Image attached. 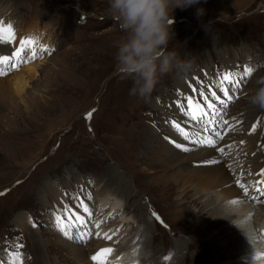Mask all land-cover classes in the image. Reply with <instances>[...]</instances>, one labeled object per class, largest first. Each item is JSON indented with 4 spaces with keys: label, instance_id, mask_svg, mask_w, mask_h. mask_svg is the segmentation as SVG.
Returning <instances> with one entry per match:
<instances>
[{
    "label": "rangeland",
    "instance_id": "rangeland-1",
    "mask_svg": "<svg viewBox=\"0 0 264 264\" xmlns=\"http://www.w3.org/2000/svg\"><path fill=\"white\" fill-rule=\"evenodd\" d=\"M107 8L108 0H0V14L12 15L22 26L13 29L3 18L0 27L11 25L15 39L1 33L9 44L0 47V58L10 55L7 49L12 46L20 50L21 40L34 37L18 62H0V77L27 68L37 72L34 80L28 79V91L10 96L6 107L0 104V193L11 189L0 194V264H13L17 251L23 264L25 258L28 264H50L73 249L99 246L114 248L111 257L117 258L135 249L138 264H179L183 248L178 240L189 246L183 264H218L209 262L197 242L203 225L191 220L185 204H177L174 188H167L160 175L165 164L170 166L168 175L183 174L186 159L214 149L234 161L233 167L245 169L243 182L254 186L244 195L264 197L256 191L251 163L253 147L264 153V109L249 103L256 80L264 77V0H200L175 9L168 45L175 58L148 99L130 95L132 81L122 79L117 69L115 44L123 33ZM198 8L204 10L199 17ZM245 67L253 73L238 75L233 81H239L238 86L220 85L224 73H242ZM65 87L71 92L65 93ZM223 88L233 97L226 107L211 96L215 91L225 99ZM188 97L210 112L208 97L219 111L193 121L186 114ZM173 122L189 138L176 131ZM253 138L258 140L251 142ZM207 139L217 143H197ZM219 148L225 149L223 154ZM101 187L116 206L111 211L97 201ZM81 201L91 210L90 217L79 208ZM62 206L79 209L87 220L86 227L71 229V239L54 223V211L62 214ZM236 249L223 250L227 262Z\"/></svg>",
    "mask_w": 264,
    "mask_h": 264
},
{
    "label": "bare ground",
    "instance_id": "bare-ground-1",
    "mask_svg": "<svg viewBox=\"0 0 264 264\" xmlns=\"http://www.w3.org/2000/svg\"><path fill=\"white\" fill-rule=\"evenodd\" d=\"M3 18L10 21L13 29L19 26L18 29L22 30L20 24L14 23V17L12 15L6 16V13L4 12L0 14V25L4 21ZM0 36H2L1 33ZM4 37L5 36H3V39H0V47L9 44ZM31 38V41H33L34 37L32 36ZM14 49L15 51H18L16 47L12 46L10 49H7L11 52L9 53L10 55L2 54V58L8 57V60L9 58H12L18 62L19 56L15 55V52L13 51ZM36 73L37 72L32 68H27L21 70V72H14L9 78L3 79L0 77L1 106L6 107V105L10 104L12 98L16 96L21 97L24 92L28 91V79L34 80ZM63 91L69 93L71 92V89L65 87L63 88ZM10 96H12V98ZM41 99L49 101L45 95H41ZM42 103L43 102H39V104ZM257 140L258 138H253L250 141L256 142ZM253 150L251 163L254 165V168L252 169L254 174L253 177L257 179L256 173L261 169H264V153L259 147H253ZM157 154L160 157L161 153L158 152ZM240 160L241 159L237 160L239 164ZM161 161L166 162L167 159ZM233 165L234 161L229 159L225 160L217 151L209 149L208 151H201L197 155L190 156L186 159L181 165L186 169V172L183 174L176 173L171 175L169 173L168 175L166 172H169L170 166L165 164V168L161 171L160 180L164 182V185L167 188H174L177 197V204L186 205L190 218H193L191 220L196 224L203 225L201 233L197 234V242L200 243L201 247L203 246L202 248H204L207 253L206 257L209 262L216 261L218 264H264V243L262 242L264 237V205H262V202L264 199L251 194L244 195V189L241 187L237 188V179L242 181L245 180L242 179L241 176L245 175V169L239 170L237 169V167H239L238 165L235 166L236 168L233 167ZM256 179L255 181L253 179V181L256 182ZM247 182L242 183L248 185V188L251 189L253 184H248ZM123 186L124 185H120L121 188ZM99 190L98 195H96L99 204L104 205L103 207L108 206L107 211L116 208V206L110 202V197L108 198V194L110 193L106 192L103 187ZM211 198L213 201H210ZM128 199L129 201L133 200V196H130ZM116 202L119 203L120 201ZM253 203L261 204L259 208H256V206L254 207L252 205ZM200 214H202V216L200 217V220L196 222V216ZM140 224L142 225V223H139V225ZM146 235H150L148 231ZM207 236L208 238H206ZM222 241L227 242L222 244ZM177 244H181L183 248V255L179 263L183 264L184 261L188 259L189 246L184 240H178ZM177 244H174V246H177ZM235 245L237 247L235 257L227 262V254H225L223 250ZM101 247L99 246L98 248L89 251H86L85 249H73L72 251H68L69 258L61 257L59 255L58 257H54V259H52L53 261L51 260L49 263L92 264L91 257L100 252ZM218 248H221V250L218 251ZM126 253L128 252H122L123 255L118 257V263L123 264ZM113 258L117 257H111V259ZM95 262L97 264L102 263L101 259H98V261ZM24 264H28L26 258ZM39 264H44V262ZM153 264L157 263L153 262Z\"/></svg>",
    "mask_w": 264,
    "mask_h": 264
},
{
    "label": "clouds",
    "instance_id": "clouds-1",
    "mask_svg": "<svg viewBox=\"0 0 264 264\" xmlns=\"http://www.w3.org/2000/svg\"><path fill=\"white\" fill-rule=\"evenodd\" d=\"M200 0H108V15L123 35L115 44L114 58L122 79L131 80L130 95L148 99L159 75L170 71L175 53L168 51L174 35V10L186 9ZM203 8L196 10L197 17ZM249 103L264 109V77L256 80ZM123 264H138L136 250L125 254Z\"/></svg>",
    "mask_w": 264,
    "mask_h": 264
},
{
    "label": "snow or ice",
    "instance_id": "snow-or-ice-1",
    "mask_svg": "<svg viewBox=\"0 0 264 264\" xmlns=\"http://www.w3.org/2000/svg\"><path fill=\"white\" fill-rule=\"evenodd\" d=\"M0 33L8 34L10 39H15V37L11 35L12 33L11 25H9L7 28L0 27ZM0 39H3V36H0ZM30 43H31V40H21L20 41L21 49L18 50L15 53V55L20 56L24 47H26ZM32 59H35V53H33ZM7 60H8V57L0 58V62H7ZM12 67H16V65L13 64ZM252 73H253V68L251 67H245L242 73L226 72L220 79L219 83L220 85H223L225 83L229 85H233V81L236 80V77L238 75H242L243 77H248ZM3 74L4 72L0 71V75H3ZM238 83L239 81H237L236 85H233V86H238ZM193 91H196V89H193ZM222 91H223V96L225 99H221V97L218 96L215 91L211 92V96L214 97L216 101H219L221 106L226 107L227 101H231L233 97L229 94V91H230L229 88H223ZM205 99L208 100L206 104V108L210 110L212 117H215L216 113L219 111V109H217L216 107V103L212 101L211 99H209L208 97H205ZM194 105H195V111H193ZM210 112L205 111L204 107L194 102L191 97L187 98V113L186 114H188L193 121H197V120L204 121L205 118L209 117ZM224 123L227 124L228 122L225 120ZM173 127L176 129V131H178L186 139L189 138L188 133L185 132L184 129L181 128V126L178 123L173 122ZM253 130H255V126H253ZM216 135L220 137V139L223 138L219 132H217ZM197 143H200L202 145L207 144V145L214 146L217 143V141L213 139H207V140H199L197 141ZM241 143H243V141H241ZM175 146L177 148H182L185 151L188 150L186 147H184L181 144H176ZM229 147H231V145ZM218 151L221 154H223L225 149L219 148ZM256 176H257L256 183L258 185L256 191L257 193H262L264 192V169H261L258 173H256ZM237 183L242 189H244V192L247 193L248 189L245 187L244 183H241L239 179H237ZM90 198L91 197H89V199ZM262 199H264V197H262ZM79 208H82L83 211L87 213L89 217L91 216V210L88 208V206L83 201L80 202ZM153 215L155 216L156 214L153 213ZM156 219H159V217L157 216ZM54 223L57 227V230H59L65 237L69 239L72 238L71 229L73 227H76L77 225H79L80 227L87 226V220L79 214V209H77L76 211H72L68 207H63V206H62V214L60 211H54ZM33 226H35V224H33ZM97 227H99V225H97ZM108 238L110 239L111 237H108ZM16 247L17 249H20V248H23V245L17 244ZM111 252H112V249L110 248L101 249L100 252L93 255L91 259L94 262L98 261V259H100L101 257L106 258L107 255L110 254ZM12 261H13V264H23L22 253L19 251L14 253L12 255Z\"/></svg>",
    "mask_w": 264,
    "mask_h": 264
}]
</instances>
